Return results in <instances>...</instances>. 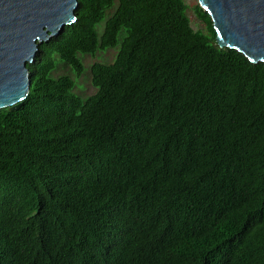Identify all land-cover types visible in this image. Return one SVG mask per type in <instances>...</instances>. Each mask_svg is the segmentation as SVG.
<instances>
[{
  "label": "trees",
  "instance_id": "obj_1",
  "mask_svg": "<svg viewBox=\"0 0 264 264\" xmlns=\"http://www.w3.org/2000/svg\"><path fill=\"white\" fill-rule=\"evenodd\" d=\"M188 8L78 0L39 45L0 109V264H264V62Z\"/></svg>",
  "mask_w": 264,
  "mask_h": 264
},
{
  "label": "water",
  "instance_id": "obj_2",
  "mask_svg": "<svg viewBox=\"0 0 264 264\" xmlns=\"http://www.w3.org/2000/svg\"><path fill=\"white\" fill-rule=\"evenodd\" d=\"M220 48L264 62V0H198ZM78 0H0V109L16 110L30 92L39 45L76 20Z\"/></svg>",
  "mask_w": 264,
  "mask_h": 264
},
{
  "label": "rangeland",
  "instance_id": "obj_3",
  "mask_svg": "<svg viewBox=\"0 0 264 264\" xmlns=\"http://www.w3.org/2000/svg\"><path fill=\"white\" fill-rule=\"evenodd\" d=\"M186 2L189 4L187 12L192 27L194 29H204V24L197 18L193 9L196 4H199L198 0H186ZM98 29L100 32L102 31L103 23L99 25ZM115 53V49H109L106 52H98L96 56L82 54V59L87 69L80 77L76 78L75 90L77 93L81 94L82 96H86L95 92L96 89L93 87L90 81V72L88 70L89 65L94 61L111 62L113 61ZM59 66L60 67L55 72V75H60L64 72H67V69H65L62 64H60ZM68 73L73 75L71 71H69Z\"/></svg>",
  "mask_w": 264,
  "mask_h": 264
}]
</instances>
